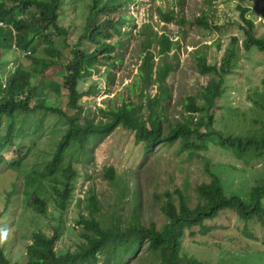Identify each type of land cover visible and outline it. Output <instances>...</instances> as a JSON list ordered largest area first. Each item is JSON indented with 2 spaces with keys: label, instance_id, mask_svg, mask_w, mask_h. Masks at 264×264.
<instances>
[{
  "label": "rangeland",
  "instance_id": "1",
  "mask_svg": "<svg viewBox=\"0 0 264 264\" xmlns=\"http://www.w3.org/2000/svg\"><path fill=\"white\" fill-rule=\"evenodd\" d=\"M7 4L13 10L18 7L14 2ZM92 4L93 0H62L58 23L65 30L59 33L49 27L37 40L30 31L26 37L29 41L22 48L19 47L22 38L18 40L15 33L9 40L11 46L5 45L0 50V81L4 82L17 66L33 69L31 52L46 56L44 48L51 44L61 52L59 64L29 77L22 100L42 78L61 84L62 64L73 57L74 46L85 52L95 47L82 37ZM239 8L248 9L245 17L254 24V36H263L264 0H126L120 32L105 39L114 45L113 57H99L102 63L96 64L79 81L78 103L96 121L106 119L99 107L122 102L142 103L139 112L147 114V97H153L158 88L156 83H150L140 91L144 78L139 71L145 47L153 52V71L162 58L173 65L166 78L170 98L162 101L160 109L166 116L163 125L167 127L169 122L183 120L190 114L197 117L200 114L184 107L185 101L194 96L196 103L202 105V86L212 77L198 69L196 53L199 52L205 55L207 63L222 67L224 72L223 93L210 110L211 129L240 137L258 135L264 121V51L244 43L245 22ZM160 12L170 18L164 19ZM103 19L99 15L97 22ZM200 21H207L209 26L204 27ZM165 34L171 47L162 55L158 37ZM227 58L229 65L225 64ZM136 78L138 87L134 85ZM50 91H45L48 92L45 104L71 114L66 90L61 87L58 96ZM34 99L32 93L27 103L36 105ZM42 116L40 127L33 132ZM9 123L5 118L0 123V230L7 232V238L0 242V253L11 263H25L32 233L40 230L50 234L53 228H59L55 245L58 254L76 249L82 231L76 221L81 214L89 215L87 196L90 194H95L100 205L97 214L100 225L105 228L118 224L124 230L131 222L134 200L141 222L147 225L153 221L160 227L166 222L161 211L165 193H170L177 203V191H181L189 205L194 206L200 201L197 186L209 182L215 174L226 194H238L249 200L251 188L264 182V154L238 156L214 141L206 142L204 148L196 149L192 155L179 141L146 148L144 143L134 141L133 130L118 126L108 135L85 139L84 154L75 151L66 155L77 170V176L73 177L74 196L67 207L60 211L49 190L47 213H36L25 204L28 192L33 191L26 180L32 173L43 171L66 131L68 120L35 107L28 113L20 110L11 131L7 132ZM21 153L24 156L19 160ZM12 162L17 164V169L11 167ZM107 168H112L119 182H110L105 177ZM122 187L126 189L121 190ZM262 200L264 205V197ZM205 224L209 226L205 233L197 227L194 233H184L181 252L209 264H264V226L260 222L254 219L245 223L235 212L226 210ZM111 253L101 254L98 264H158L159 261L146 242L135 252L128 248L125 252L117 249L114 255Z\"/></svg>",
  "mask_w": 264,
  "mask_h": 264
},
{
  "label": "trees",
  "instance_id": "2",
  "mask_svg": "<svg viewBox=\"0 0 264 264\" xmlns=\"http://www.w3.org/2000/svg\"><path fill=\"white\" fill-rule=\"evenodd\" d=\"M8 2L18 5L13 10ZM126 0H93L89 7L88 15L85 18L84 39L90 40L95 47L90 52L79 50L78 46L73 48V57L69 62L62 64V82L55 80L47 81L41 79L39 85L29 88L24 101L23 94L29 85V77L44 71L48 66L58 65L61 52L51 44L44 48L46 56H38L31 52L33 69L26 70L20 66L15 67L5 78L0 81V123L5 118L10 121L8 131L12 129L13 121L19 116V111L23 109L25 113L37 108L46 112L58 114L68 120L65 133L57 143L52 158L46 163L42 172L32 173L26 180L33 189L28 192L26 206L28 204L36 213L46 214V202L50 198L63 211L74 196L75 182L73 177L77 176V170L73 166L71 159L66 155H72L75 151L84 154L86 148L85 139L110 134L116 127L123 126L134 131V141L144 143L148 148L158 143L171 145L179 141L182 148L189 151L192 155L196 149L204 148L206 142L214 141L222 147L231 149L236 155L261 156L264 154V121L261 123V132L258 135L246 137L223 134L211 129L210 110L214 106L215 100L223 93V68L216 64L207 63L203 53H196L197 67L205 74L212 77L202 86L200 97L202 105L196 103L194 96H189L185 101V108L191 112H197V117L190 114L183 120L169 122L167 127L163 125L166 116L161 109L162 101L170 98L169 88L166 78L172 70L173 65L166 59H161L155 71L152 70L154 61L153 52L145 48L144 56L140 66V75L144 78V84L140 86V91L148 88L150 83H156L158 92L153 97H147L146 106L149 110L147 114L139 111L143 108L142 103L122 102L121 104L106 105L105 108L99 107L106 119L101 118L96 121L89 118L87 111L82 109L78 103L81 93L78 92L79 81L88 76L90 69H94L96 64H101L102 58L113 57L114 45L105 39L113 34L120 32V26L124 15L122 9ZM62 0H0V50L5 45L11 46L9 40L18 35L22 38L23 47L29 32L33 33V39L40 38L43 30L52 27L57 32L65 30L58 23ZM241 10L242 20L245 22L246 46L255 45L259 50L264 51V35L254 36V24L250 18L245 17L246 8ZM99 15L104 19L97 22ZM160 15L165 19L169 16L166 13ZM168 16V17H167ZM170 18V17H169ZM204 27H208L207 21H200ZM86 31H88L86 33ZM159 53L162 55L169 51L171 44L167 35L158 37ZM101 57V59L99 58ZM2 61H0L1 67ZM227 58L225 64L229 65ZM0 75V80H1ZM45 80V81H44ZM135 87H138L137 78ZM64 88L67 94V105L72 110L71 114L63 111L60 107L45 104L48 92L60 95V89ZM34 93L36 105L28 104L30 95ZM262 107L264 108V98ZM202 114V115H201ZM43 116L34 125L32 131L36 132L40 127ZM204 129L205 131H201ZM9 136V133L6 134ZM1 148V146H0ZM24 156L20 154L19 160ZM18 160V161H19ZM17 163V161H16ZM13 169H17V164L11 163ZM10 167V168H11ZM49 182L45 183L46 178ZM105 177L110 182H119V178L113 173L112 168H107ZM45 178V179H43ZM122 187L121 190H125ZM200 201L194 205H189L185 195L177 191V203L170 193H165L166 199L162 202L161 211L166 222L160 227L151 221L144 225L138 214L137 200H134L133 215L131 222L124 230L118 224L102 227L100 218L97 217L100 205L95 194L88 195L89 215L81 214L77 219L78 225L82 226L80 232V242L76 249L58 254L55 251L56 241L60 230L53 228L50 234L43 231L32 233V243L26 247L27 260L25 263H11L3 254L0 253V264H98L101 254L107 251L114 255L117 249L125 252H135L146 242L147 248L158 258V264H209L181 252V238L186 231L194 233V228L205 233L209 226L206 220L217 217L221 212L230 210L235 212L245 223L250 220H257L264 226V182L253 186L249 193V200L244 199L238 194H226L217 175L212 174L209 182H203L196 188ZM134 192V191H133ZM9 195V194H8ZM80 199L77 200L79 202ZM8 203V202H7ZM7 207V206H6ZM246 231V226L244 227Z\"/></svg>",
  "mask_w": 264,
  "mask_h": 264
},
{
  "label": "clouds",
  "instance_id": "3",
  "mask_svg": "<svg viewBox=\"0 0 264 264\" xmlns=\"http://www.w3.org/2000/svg\"><path fill=\"white\" fill-rule=\"evenodd\" d=\"M7 238V232L0 230V242Z\"/></svg>",
  "mask_w": 264,
  "mask_h": 264
}]
</instances>
